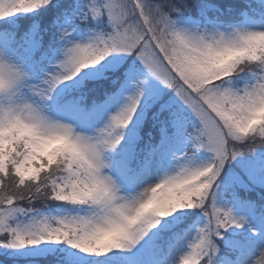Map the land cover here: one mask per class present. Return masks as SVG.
<instances>
[{
  "label": "snow or ice",
  "instance_id": "obj_1",
  "mask_svg": "<svg viewBox=\"0 0 264 264\" xmlns=\"http://www.w3.org/2000/svg\"><path fill=\"white\" fill-rule=\"evenodd\" d=\"M0 264H264V0H0Z\"/></svg>",
  "mask_w": 264,
  "mask_h": 264
}]
</instances>
